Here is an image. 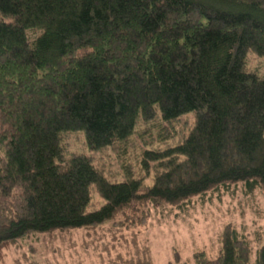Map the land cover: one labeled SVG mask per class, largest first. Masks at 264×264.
<instances>
[{
  "label": "trees",
  "instance_id": "1",
  "mask_svg": "<svg viewBox=\"0 0 264 264\" xmlns=\"http://www.w3.org/2000/svg\"><path fill=\"white\" fill-rule=\"evenodd\" d=\"M0 17V256L118 215L145 224L147 204L240 185L264 194V76L247 68L249 52L264 57V0H0ZM189 116L181 142L142 153L141 168L157 169L144 193L131 170L114 183L91 157L64 158L71 133L91 152L118 150L141 121ZM93 188L104 204L89 211ZM221 244L215 259L202 250L180 264H251L233 224Z\"/></svg>",
  "mask_w": 264,
  "mask_h": 264
},
{
  "label": "rangeland",
  "instance_id": "2",
  "mask_svg": "<svg viewBox=\"0 0 264 264\" xmlns=\"http://www.w3.org/2000/svg\"><path fill=\"white\" fill-rule=\"evenodd\" d=\"M2 18L0 17V20ZM249 71L264 76V57L253 52L247 56ZM192 116L183 117L172 125L159 118L140 122L129 142L118 150L108 148L91 152L83 133H71L64 138L65 160L72 155H85L111 182H122L128 170L145 179L143 189L154 184L156 166L150 171L141 168L145 149L163 150L182 141L193 127ZM104 200L93 188L89 211L99 209ZM145 224L126 222L122 215L94 228L32 235L3 249L0 264H114L121 260L145 257L152 264H180L191 261L197 251L212 258L219 256L221 235L227 224H233L241 235L251 241V260L264 243V194L248 196L240 185L238 190L221 188L196 197L181 206L147 204ZM129 216H136L126 211ZM261 239V240H260Z\"/></svg>",
  "mask_w": 264,
  "mask_h": 264
}]
</instances>
